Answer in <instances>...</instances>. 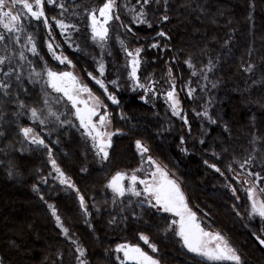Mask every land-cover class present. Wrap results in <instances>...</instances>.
<instances>
[{"label":"trees","instance_id":"16d2710c","mask_svg":"<svg viewBox=\"0 0 264 264\" xmlns=\"http://www.w3.org/2000/svg\"><path fill=\"white\" fill-rule=\"evenodd\" d=\"M103 1L75 0L73 4L93 8ZM123 2L118 0L120 5ZM135 2L128 0L129 5ZM135 6L139 11L140 5L135 3ZM77 9L80 10V7ZM44 10L51 25L48 29L65 55L73 61L90 88L101 93L86 75L87 72H94L93 63L98 61L90 57L92 50L84 36L85 21L82 16L71 21L80 31L70 29L72 35L66 40L67 34L60 37L52 19H61L58 9L45 4ZM68 10L71 13L74 9ZM145 10L147 22L135 23L129 16L131 13L120 8L121 24L128 26L124 27L125 36L122 38L127 46H140L143 50L141 77L147 72H155L153 76L162 78L168 59L171 70L178 78L188 130L186 123L181 121L174 137L158 138L149 120L153 109L138 100V96L120 94L117 106L105 101L114 128L121 131L112 138L105 161L96 157L83 138L70 128L71 124L56 130L49 136L50 139L43 136L55 161L71 177L87 202L90 226L85 223L73 194L49 189L46 197L54 203L70 238L84 249L85 264H100V260L101 264H118L102 255L103 260L102 251L110 248L115 241L138 244L140 233L147 235L149 242L156 245L158 251L155 257L160 264H207L180 247L179 240L165 231L170 222L167 215L142 209L136 215L138 218L127 212L122 225L109 226L110 214L104 201L105 183L114 172L130 170L138 165L133 146L135 141L142 140L152 154L182 179L188 204L204 220H201L203 226L224 235L241 254L244 264H264V247L257 239L258 236L264 239V219L249 215L250 209L243 192L224 169L231 159H247L250 153L253 157L251 171L261 169L264 177V76L260 81L257 79L258 71L264 75V0H167V4L160 0L159 4L146 5ZM124 13L128 14V18ZM165 15L167 20L163 19ZM44 28L39 23L32 31L33 36L36 34L34 42L37 50L51 69L64 71L67 67L53 63L45 51ZM161 32L166 35H158ZM153 44L157 46L152 47ZM77 45H83V50H80L87 57L81 56L79 49H72ZM112 57L120 64L121 56L114 46ZM205 57L211 61L213 70L204 80L200 71ZM186 61H190L192 67ZM249 65L254 66L251 72L245 71ZM201 79L205 84L200 82ZM13 84L14 87L16 84ZM185 84L189 90H195L191 97L183 87ZM213 84L216 86L213 87ZM22 88H26L27 93L20 89L19 99L29 108H40L42 98L39 87L34 89L24 82ZM209 100L217 123L207 128L201 142L197 139V134L201 132L193 111L204 107ZM9 105L14 108L13 104ZM12 121V113L0 116V264H77L73 254H70L69 243L59 234L51 217L31 191L35 180L49 172V164L44 157L47 148L24 150L19 142L21 136ZM20 122L28 125L26 120ZM222 126H225L224 130ZM191 130L194 133L189 132ZM191 133L192 142L188 139ZM212 136L218 139L213 142L214 145L209 142ZM251 141H254L258 151H252ZM256 155L261 158L257 162ZM211 164L219 168L223 175L210 167ZM236 170L239 171L238 165ZM9 172L12 174L9 175ZM16 182L20 184L16 185ZM227 182L234 185L235 196L228 191ZM257 183L259 188H264V180Z\"/></svg>","mask_w":264,"mask_h":264},{"label":"rangeland","instance_id":"374dc122","mask_svg":"<svg viewBox=\"0 0 264 264\" xmlns=\"http://www.w3.org/2000/svg\"><path fill=\"white\" fill-rule=\"evenodd\" d=\"M74 1L75 0H63V2L65 3V5L68 9H70V8L74 9L73 12L70 13L68 10L67 12H64L63 15H61L62 10L60 8L55 7L54 5H51V6H54L55 9H58V11H59L58 17H61V19H63L65 21V23L72 24L71 21H74L77 18H80L81 16L83 18V22L85 21L84 36L86 39L89 40V45H90V48L92 50L91 51L92 54H90V57L93 59V61H98L97 63L96 62L93 63L94 64L93 65L94 72H87L86 75H87L89 81L99 91H101V93L100 92L97 93L92 88H90V86L81 77V75H80L76 65L73 63V61H71V59L67 55H65L62 47H60V46L56 47V45H59L58 41L56 40L55 36L51 33V31L48 29V27H46L44 25L42 20L37 21V20L31 19V18L24 19L23 23H24L25 31L19 34L20 35V43L15 44V43L6 41L5 43L8 44L7 51H5V49H4V44L0 43V54H6V55L12 54L14 56V59L12 62L13 67H16V66L20 67L21 72H22V84L24 82H26V83L28 82L30 85H32V87L34 89H37V86H38L40 93H41L42 105L38 109L41 110V112H42L41 118L45 120V123L43 125L40 124L38 121H33L31 119V113L29 111H27V109H20L19 108V106L16 102V99H15V94L19 93V90L21 89L22 85L20 87L15 85L12 88V93H13L12 96L6 97L3 95V93H0V116H2V114H6V113L7 114L12 113V115H13L12 123L16 125L18 134L21 136V140L19 142L22 143V145H23L22 148L24 150H29L30 148L35 149V148H43V147L42 146L38 147L37 145L31 144L30 141L28 139H26L24 137L23 133L20 131L21 128L32 127L34 129V131L39 134L40 137L44 138L43 136H46V139H50L49 136L51 134H54V132L56 130L64 128L65 124L68 123V124H71L70 128L75 130L80 135V137L83 138L84 143L94 152L96 157L98 159H101L102 162L105 161L104 159L101 158L100 155H97V149L93 147V141L91 140V138L87 137L84 134L85 129L80 127L79 120L76 118L75 115H73V113L75 112V109L72 107L71 103L67 100V97H64L63 93L56 92L54 89H52L46 83V81H47V76L45 74L46 69H51V68L48 66V64L46 63V61L43 59V57L41 56V54L39 52H38L39 55H33L31 52H29L27 50V48L30 47V45H26L27 36L31 35L33 40H35L36 34L33 36L32 31L35 30V27L39 23L45 27L44 28L45 33H44L43 42H44L45 51H46L48 57L50 58V60L53 63L58 64L60 66H66L67 67V69L64 71H56V72H66V71L72 72L78 78V82L82 85H86L91 90L92 95L94 97H98L99 100L102 101V103L104 105H107L105 103V101L109 102L111 105H114V106L115 105L117 106L119 103L118 104L112 103V101L107 98V94L104 92V89L101 88L100 85L97 84L96 81L92 79V76L96 77L97 79L102 80L104 82L105 86L107 87L108 93L115 96L118 101L120 100V98H117V97H119L120 94L122 95V94L129 93V94H133V95L138 96V100H140L141 102L150 106L153 109V115L149 119L150 124L152 126L151 129H152L153 133L156 134V136L158 138H164L165 137V139H167V136L174 137L175 133L179 129L178 124L181 121L185 123V121L183 119H181L180 116L173 115L172 109H171V103H170V101H168V99L166 97V93L168 91L172 90L171 85L173 83L175 84V87H176V98L180 101V108L182 110L181 115L186 117V114H185V112H183V108L181 105L180 88H179V85L177 84L178 78L173 73V71L171 70V67L168 63V59H166L165 64H164L165 73H164L162 78L157 79L155 76H153L152 74H155V72H147L143 77H141L140 73H141V68L143 66V50L140 46H131V47L127 46V44L125 43V41L122 38L123 36H125V28L121 27L122 22L121 21L110 22V25H111L110 31H109L110 39L106 42L104 47H101L98 43H94L92 41L91 29L88 27L89 21L87 20V14L83 11L84 8L91 9V7L80 6V10H78L76 7V5H78V3L73 4ZM58 2H59V0H58ZM123 3L129 5L128 0H124ZM135 3L130 4L129 7H131L132 5H135ZM45 4H47V3H45ZM102 4L100 6H102ZM100 6H98V7H100ZM17 8H19V6H17ZM5 10H7V9H5ZM125 11L128 12L126 9H125ZM74 12H78V13H80V15H78V16L73 15ZM124 15L126 18H128L127 13H124ZM129 16L133 20V14H129ZM144 19H145V17H144ZM3 31H4V29L2 27H0V32H3ZM58 31H59L60 37H62L61 30L59 29V27H58ZM69 32L71 33L72 31H70V29H69ZM71 35H72V33H71ZM120 40L124 41V46H121V44L119 42ZM48 43L53 44L56 55L66 56L68 58V60L71 61V63L70 64L67 62L60 63L59 60L54 59L52 52H50L48 47H47ZM82 46L83 45H79L78 48L75 46H72V49H79V51H80L79 54L83 57H87V54L80 50V49L83 50ZM112 46H114L118 50V53L121 56L120 57V61H121L120 64H117L112 57ZM124 47H126L128 51H134L137 48L142 50L140 52L141 64H140V67L138 69L137 75L140 78L139 82L144 84L145 88L134 87V81L132 80V78L129 75V73L131 72V65L129 62L131 58L128 57L127 52L124 50ZM20 51H24V54L26 57V59L24 61H20L18 58V54ZM175 56H176V54H175ZM209 62H210L209 58L205 57V64L200 63L203 66L201 71H200V74H202V76L204 77V80L207 78L208 74L210 75V72L213 70V65L210 64ZM101 63L104 64L103 75H101L99 72V65ZM209 68H211V71L208 70ZM169 70H171V76L169 75ZM53 71H55V70H53ZM35 73H40V76L39 77L35 76ZM89 73H91L92 76H89ZM30 76H31V80L29 78ZM263 76L264 75L258 71V77H257L258 81H260ZM204 80L201 79L200 82L205 84ZM111 81H116V84H112ZM245 81H247V78H245ZM183 87L185 88V91L188 95V91H189L188 85L185 84ZM147 89H151V90H147ZM81 98L88 100L89 99L88 93H81ZM211 98H212V96H211ZM20 100H22V99H20ZM45 100L48 101L47 105L44 103ZM58 100H59V102H57ZM210 101L211 100L204 103V107H202L198 110L196 109V111H193V115H194L195 119L197 120L199 128H200L199 131L201 132L200 134H197V136H198L197 139H200L201 142H203L205 134L207 133V128H209L210 126L212 127L213 125H215L217 123L216 116L214 114H212V112H211V110H212L211 104H209ZM9 104H13L14 108L11 107ZM92 104H93V101L89 100V105L91 106ZM81 107H83V105H81ZM216 108L218 109L217 106H216ZM49 109H51L53 112L56 113L57 116H59V120H56L55 117L48 115ZM157 110H160V111H157ZM205 110L208 111V117L203 116V112ZM98 111H99L100 115L107 112L109 119H110V123L107 125L106 129H104V130L108 131V132L120 134L121 131L114 128V126H113L111 114H110L109 110L107 109V107L106 108L100 107L98 109ZM212 111L215 113L214 109ZM21 113H23V114H21ZM118 116H119V114H118ZM209 117L211 119H209ZM186 119H187V117H186ZM22 120H26L28 122V125H23L20 122ZM93 120L98 122L99 115H97L96 117H93ZM212 120H214L215 123H212L211 122ZM60 121H65V123H61ZM186 128H187L186 130H188V128H189L188 121L186 123ZM222 129L224 130L225 126H222ZM189 132L194 133L193 130H191ZM192 133L189 135V138H188L191 142L193 139ZM115 135H113L111 137V144H112V138ZM54 139H55V137H54ZM215 140L216 141L218 140L217 137L212 136L211 141H209V142L214 145ZM140 141L142 142V144H144L147 147V145L144 141H142V140H140ZM251 142L253 143L252 151H258L257 148L255 147L254 141H251ZM211 148H214V147H211ZM48 149H49V147L46 149V151L44 153V157H45L46 162L49 164V172L46 175L39 176L35 180V184L32 186L31 191H32V193H34V195H35L36 199L39 201V203L43 206V209L45 210V212L51 217V220H52L54 226L59 230V234L62 235L65 238V241L69 243V248L71 250L70 254H73V258H75L77 260V264H80V260L84 261V259H83V257H80L79 253L76 251V248L79 245L76 243H73V241H76L75 239L70 238L69 235L68 236L64 235L63 229L60 227V225L57 224L56 217L52 214V209H53V207L55 208L54 203L51 200L47 199L45 193H47V190H49V189L50 190L51 189H54V190L59 189L62 192L73 194L77 200L80 212L84 217L85 223L90 226V213L88 210V204L84 199L85 206L87 208V211H85V209L81 207L80 199H79V197L82 194L78 191L77 186L75 185V183L73 182L71 177L69 175H67L66 173H64L62 171V169L60 168V166L55 161L56 165L64 173V176L70 180L71 184L74 185V187H70L68 184L60 183V175L58 172H56V170L53 167L52 162H51L52 160H55V159L52 156V154L49 155ZM109 149L110 148L107 149L108 153H109ZM133 149L135 151V154L138 157V165L136 167H134L133 169L120 170L117 172H124V173H127L130 175L133 171L140 169V168H143L144 171L136 173L138 176H140V178L143 179L145 177V173H150L151 171L155 170V165H150L146 162L147 156H151L153 158V160L156 161L157 164H159L165 171L168 172L170 179H174L179 183L181 190L183 191L185 198H186V201L188 203L187 195H186V192H185V190L183 188V184H182V179L179 178L174 173V171L168 169V167H166L164 165L163 161H161L154 154H152L150 150L148 151V153H146L142 157L140 154V151L136 147V141L134 142ZM255 157H256L255 162H257L256 160L259 159L260 157L258 155H256ZM252 158H253L252 154L249 153L247 155V159L238 160L237 158H233L224 165V169L226 170V173L231 177V180H233L235 182V185L239 189V191L241 193L243 192V194L245 196L246 203H247V207H249L250 211H251V200H249V198H248L247 189L251 186L252 183H255L257 190L259 189V186L257 183L258 181L255 180L254 177H249L248 174L249 173H259L260 176L263 177V175H262L263 171L261 169H257V171H255V169H254V171H251L250 166H251V164L253 165L252 162L247 163V164L244 163L246 160H249ZM242 164L244 165L243 168L241 167ZM237 165H238L239 171L236 170ZM229 168H231V170H229ZM117 172H114L105 183L106 188L104 191V195H105L104 201H105V203L108 204L107 210L109 211V214H110L109 226H113V225L116 226V225H120V224L122 225L123 222L125 221L124 215L127 212L130 213L134 218H136V217L138 218L139 216H136V215H138L140 213V210H142V209L152 210L156 214L167 215L169 220H170L169 224L171 223L172 220H174V219L178 220L179 219L178 217H176L172 213H165L163 211H158L155 208H151L147 204H144L143 206L139 205L137 203V201L145 199L144 196L135 197V196L127 195V194L124 197L115 196L112 189L109 188L108 185H109V182L111 181L112 177ZM217 173L220 176H222L220 172H217ZM148 178L151 179L150 175ZM245 180H248L249 183H245L244 182ZM49 183H50V185L47 188H45L44 190H41L42 187L47 186ZM222 183H223V179H222ZM19 184H20L19 182H16V185H19ZM124 185H125V187H127V185H128L127 179H125ZM16 187L19 189H22L18 186H16ZM225 187H226V185H225ZM137 188L142 189L143 185L137 184ZM227 189L233 196H235L237 194L236 190H235V193H233V189H235V187L232 183L227 182ZM258 196H259V194H258ZM259 198L263 199L262 196H259ZM129 201H131V204L129 203ZM49 205H51L52 207H49ZM55 210H56V208H55ZM56 214H57V212H56ZM197 219L201 223V226L204 227L206 230L212 231V232H218L217 230H214L210 227L203 226L202 221H204V220L202 218H199V216H197ZM206 223H208V222H206ZM168 232L179 240L180 247H182L184 250H186L188 253H190L194 257L202 259L207 264H223V263L234 264V262H231V261L214 262V261H208L202 257H199V256L195 255L194 253L189 252L188 249L186 247H184L182 239L179 236H176L173 231H168ZM141 234L142 233L138 234V237H140ZM143 235H145V234H143ZM145 236H147V235H145ZM125 243L131 244V245H138L145 252H148L149 255H152L155 259H157V257H155V252H152V250L142 240H140V243H138V244L129 243L127 241H123V242H121V241L116 242L115 241L110 248L102 251L101 258L103 259V257H102V255H103L105 258H107L108 261H113L115 263L120 264V261L123 259V252H117L116 247L119 244H125ZM151 244H153V243H151ZM262 246L264 247V244H262ZM240 256H241V254H240ZM78 257H79V259H78ZM117 257H119L120 259H117ZM241 261H242V258H241ZM101 263H102V261L100 260V264ZM126 263L127 264H129V263L134 264L133 261H127ZM47 264H54V263L49 262ZM242 264H244L243 261H242Z\"/></svg>","mask_w":264,"mask_h":264},{"label":"snow or ice","instance_id":"6c2138e0","mask_svg":"<svg viewBox=\"0 0 264 264\" xmlns=\"http://www.w3.org/2000/svg\"><path fill=\"white\" fill-rule=\"evenodd\" d=\"M45 3L60 8L62 10L61 15L68 11V8L63 0H59V2L58 0H0V27L4 29L3 32H0V43L4 44L5 51L8 49V44L5 43L6 41L15 44L20 43L19 34L25 31L23 21L26 18L35 19L37 21L42 20L44 25L51 29V25L49 24L44 10ZM153 3L159 4L160 0H136V4L140 5L139 11H137L135 5L129 7L128 4H118V0H104L102 6L98 8H84L83 11L87 14V20L89 21L88 27L91 29L92 41L94 43H98L101 47H104L106 42L110 39V22L120 21L119 10L121 7L133 14V20L135 23H146L147 21L144 19L147 15L145 6ZM164 3L167 4V0H164ZM17 6H19V8H17ZM76 7L80 6L76 5ZM73 15L78 16L80 13L74 12ZM52 19L55 20V24L61 30V34H67L65 35L66 40L71 36L69 29H73L77 32L80 31L76 25L65 23L63 19H57L56 17H53ZM163 19L167 20L168 16L165 15ZM121 27L128 26L121 24ZM128 30L131 31V28H128ZM158 35L164 36L166 34L161 32ZM119 42L121 46H124L123 40H120ZM26 45H30V47L27 48L29 52L33 55H39L36 44L31 35L27 36ZM156 46L157 45L155 44L152 45V47ZM47 47L49 51L52 52L54 59L59 60L60 63H71L66 56L56 55L52 43H48ZM56 47H59V45H56ZM78 47L79 46L77 45V48ZM124 50L127 52L128 57L131 58L129 61L131 65V72L129 75L134 81V87L145 88V85L139 82L140 78L137 75L141 64L140 52L142 50L137 48L134 51H128L126 47H124ZM18 58L20 61H24L26 59L24 51L19 52ZM13 59L14 56L12 54H0V93H3L6 97L13 95V83H15L18 87L22 85L21 69L19 66L13 67ZM186 63H188L189 67H192L190 61H186ZM209 63L211 64V61ZM253 67V65H249L245 71L251 72ZM208 70L211 71V68ZM99 72L103 75V63L99 65ZM45 74L47 76L46 83L56 92L63 93V96L67 97V100L75 109L73 115H75L79 120L80 127L85 129L84 134L93 141V147L97 149V155H100L104 160L108 159L109 153L107 149L111 147V137L116 133L104 130L110 123V119L107 112L100 115L98 111L100 107L106 108L107 105H104L98 97H94L91 90L86 85L80 84L78 82V78L72 72H56L52 69H46ZM169 75L171 76V70H169ZM193 75H195V73H193ZM35 76L39 77L40 73H35ZM89 76H92V74L89 73ZM29 78L31 80V76ZM92 79L104 89V92L107 94V98L111 100L112 103H119L115 96L108 93L107 87L102 80L97 79L94 76H92ZM111 83L116 84V81H111ZM215 86L216 85L213 84V87ZM171 87L172 90L166 93V97L171 103L172 113L175 116H180L181 119L187 123L186 117L181 115L182 110L180 108V101L176 98L175 84L173 83ZM21 91L27 93L26 88L21 87ZM194 91V89H190L188 91V95L191 97ZM81 93H88L89 99H82ZM15 99L20 109H27V111L31 113V119L33 121H38L42 125L45 123V120L41 118V110L36 107L29 108L23 100L19 99V93L15 94ZM89 100L93 101L91 106L89 105ZM57 102H59V100ZM44 103L47 105L48 101L45 100ZM81 105H83V107H81ZM48 115L55 117L56 120H59V116H57L51 109H49ZM97 115H99L98 122L93 120V117H96ZM203 116L208 117L207 110L203 112ZM209 119L211 118L209 117ZM60 122L65 123V121ZM211 122L215 123L214 120ZM20 131L31 144L37 145L38 147L42 146L44 148H48L44 139L40 137L32 127H24L21 128ZM0 135H2V133H0ZM136 147L140 151L142 157L149 151V149L142 144L140 140L136 141ZM48 151L49 155H51L50 148ZM51 162L56 172L60 175V183L68 184L70 187H74L70 180L64 176V173L56 165L55 160H52ZM146 162L150 165H155V170L150 173H145V177L143 179L136 174L137 172L144 171L143 168L133 171L130 175L124 172H117L112 177L108 187L112 189L115 196L124 197L126 194L135 197L144 196L145 199L137 201L139 205L143 206L144 204H147L151 208H155L158 211L172 213L178 217V220L174 219L171 221L165 231H173L176 236H179L183 241L184 247H186L189 252L194 253L195 255L208 261H231L234 262V264H242L241 256L237 249L232 247L225 236L219 232L208 231L201 226V223L197 219L196 212L189 207L179 183L174 179H170L168 172L157 164L151 156H147ZM250 162L251 159L246 160L244 163L247 164ZM205 163H207V161H205ZM210 167H213L217 172H220V169L216 168L215 165H210ZM241 167L243 168L244 165L242 164ZM229 170H231V168H229ZM11 174L12 173L9 172V175ZM149 175L151 179L148 178ZM221 175H223V173H221ZM248 175L249 177H254L257 181L264 180V177H261L259 173H249ZM125 179L128 180L127 187L124 185ZM244 182L249 183L248 180H245ZM137 184L143 185V188L138 189ZM233 193H235V189H233ZM247 193L249 200H251V211L249 215L259 216L264 219V199L259 198V196H264V188H259L257 190L255 183H252L247 189ZM79 199L81 207L87 211L84 197L81 195ZM237 199H239V197H237ZM129 203L131 204V201H129ZM49 207L52 206L49 205ZM52 214L56 217L57 224L63 229L64 235L68 236L69 230L61 224L60 217L56 214L54 207L52 209ZM139 239L142 240L152 250V252L158 251L156 245L151 244L147 236L141 234ZM257 239L261 244H264V239L259 236ZM73 243H76V241H73ZM76 251L79 253L80 257L84 256L83 248L77 246ZM116 251L123 252V259L120 261V264H126L127 261H133L134 264H160L158 259L149 255L148 252H145L138 245L126 243L119 244L116 247ZM117 259L120 258L117 257ZM80 264H85V262L80 260Z\"/></svg>","mask_w":264,"mask_h":264}]
</instances>
